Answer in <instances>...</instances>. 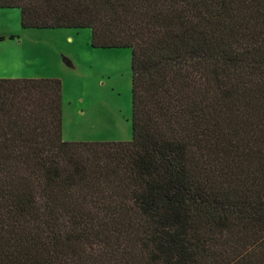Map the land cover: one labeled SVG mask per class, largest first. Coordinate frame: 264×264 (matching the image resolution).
<instances>
[{
    "label": "trees",
    "instance_id": "1",
    "mask_svg": "<svg viewBox=\"0 0 264 264\" xmlns=\"http://www.w3.org/2000/svg\"><path fill=\"white\" fill-rule=\"evenodd\" d=\"M0 8L130 48L132 128L65 140L59 78H0V264H264V0Z\"/></svg>",
    "mask_w": 264,
    "mask_h": 264
},
{
    "label": "rangeland",
    "instance_id": "2",
    "mask_svg": "<svg viewBox=\"0 0 264 264\" xmlns=\"http://www.w3.org/2000/svg\"><path fill=\"white\" fill-rule=\"evenodd\" d=\"M0 37V78L61 80L63 139H131L130 48L92 47L90 28H22L15 8H0Z\"/></svg>",
    "mask_w": 264,
    "mask_h": 264
}]
</instances>
